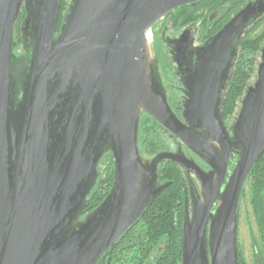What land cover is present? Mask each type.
Wrapping results in <instances>:
<instances>
[{
    "label": "water",
    "instance_id": "95a60500",
    "mask_svg": "<svg viewBox=\"0 0 264 264\" xmlns=\"http://www.w3.org/2000/svg\"><path fill=\"white\" fill-rule=\"evenodd\" d=\"M66 1L62 12L64 0H0V264H96L168 186L159 182L164 161L196 184L182 264H238L239 202L264 153V43L231 135L220 106L236 47L264 0L199 48L189 49L187 32L178 39V68L189 55L184 123L169 106L151 30L206 0ZM143 115L210 170L178 152L145 160ZM106 157L112 185L83 218Z\"/></svg>",
    "mask_w": 264,
    "mask_h": 264
},
{
    "label": "flooded vegetation",
    "instance_id": "af4514ba",
    "mask_svg": "<svg viewBox=\"0 0 264 264\" xmlns=\"http://www.w3.org/2000/svg\"><path fill=\"white\" fill-rule=\"evenodd\" d=\"M224 1L225 0H206L201 3L184 7L187 10L194 12L191 16L192 21L185 25L180 24L179 27L175 28V24L173 23L176 22L178 15L180 14V12L177 11L182 8L178 9L170 13L162 21L156 23L151 30L152 37L154 38L159 51L158 61L160 75L162 84L167 92L169 106L177 118L183 123L185 122L182 117L183 106L188 99V85L185 82L187 74L185 68L189 62V55H186L181 63V67L178 68L175 61L177 41L184 32H187V43L192 47L191 49L199 48L205 41H207L212 33L215 35L240 9L255 0H244L237 9H234L233 5H229V3L225 4ZM263 43L264 40L260 43V48ZM260 61L259 52L258 62L255 64L256 77ZM237 115L238 113L236 112L226 120L223 119L229 135H231L230 128L234 125ZM159 132L164 137V148L157 154H175L178 152L187 159H192L202 171L208 172L210 170L208 166L200 161L186 147L182 146L169 132L165 131L163 128H159ZM157 154L152 156V158ZM164 162H161L160 166L164 167L166 165ZM172 166L177 170H175L173 176L179 179V196L156 198L154 200L156 203L154 202L150 205L148 211L126 231V233L99 259L96 264H182L183 227L186 215L188 214L189 219L192 217L195 200L193 192L196 184L194 179L186 174L185 170L176 165ZM245 186L248 188L249 205L255 221L251 203V186L249 182H247ZM168 187L169 185L164 190ZM105 190H101L102 195L106 193ZM261 195L262 207L264 210V192ZM102 200H97L95 204L96 206L94 207L87 206L82 217L84 218L96 209ZM161 200L168 201L170 204L165 208L167 209L166 212L154 214V211H157L161 207L157 203ZM256 227L257 231L260 233L261 246L252 241L254 264H264V230H259L257 224ZM208 228L209 225L206 229L207 234ZM237 256L238 264L241 260L244 262L239 254L238 240Z\"/></svg>",
    "mask_w": 264,
    "mask_h": 264
},
{
    "label": "trees",
    "instance_id": "16d2710c",
    "mask_svg": "<svg viewBox=\"0 0 264 264\" xmlns=\"http://www.w3.org/2000/svg\"><path fill=\"white\" fill-rule=\"evenodd\" d=\"M244 0H225L224 3H229V5H233L234 9H237L238 6ZM253 2V1H252ZM67 1L64 0V4L62 6L63 9L66 7ZM180 12L178 15V19L175 23V28L179 27L180 24H187L192 21L191 16L193 15V11L187 10L186 8H182L181 10L177 11ZM24 18V13L22 14L21 21ZM183 20V21H182ZM262 21H264V15L260 17L256 22L248 27V29L243 34L241 40L239 41L234 58L232 60V66L229 70L228 77L225 83V90L221 96V106L220 112L222 118H229L231 115H234L235 109L237 108L238 104L244 97V92L249 88V84L255 79V64L258 62V55L260 52V45L258 42H249L248 36L250 33L258 26ZM61 22V17L59 20V24ZM20 25L16 27L19 30ZM214 33L208 38L210 39ZM207 39V40H208ZM154 49L158 56V48L154 38L152 37ZM206 42V41H205ZM204 42V43H205ZM192 47L190 46V50ZM159 58V57H158ZM155 122L146 115L142 116L141 123L139 126V136H138V143L142 153V157L145 160H148L149 157L154 156L158 152H160L164 148V141L163 136L159 132V125L154 124ZM166 167L159 165V182L160 184H168L169 187L161 192L156 198H169V197H176L179 196L178 189H179V179L176 178L174 175L175 168H173V164L168 162H164ZM103 170H100V179L99 182L94 189L91 198L89 199L88 206H96L97 200H102L108 193L111 185H112V161L110 157L105 158L103 162ZM102 166V167H103ZM167 170H164L166 169ZM177 171V170H176ZM249 182L251 186V198H252V209L255 216V221L259 230H264V210L262 207V193L264 192V153L260 157L259 161L255 164L252 171L250 172L246 183ZM246 185V184H245ZM105 190L106 193L102 195L101 190ZM97 195V196H96ZM97 197V199H96ZM155 198V199H156ZM154 199V200H155ZM152 201V203H156V201ZM161 207L154 211L155 213L159 212H166L168 204L170 202L161 200L157 202ZM150 204V205H151ZM144 211L142 215H144L147 211ZM142 217V216H141ZM140 217V218H141ZM155 226V225H154Z\"/></svg>",
    "mask_w": 264,
    "mask_h": 264
},
{
    "label": "rangeland",
    "instance_id": "374dc122",
    "mask_svg": "<svg viewBox=\"0 0 264 264\" xmlns=\"http://www.w3.org/2000/svg\"><path fill=\"white\" fill-rule=\"evenodd\" d=\"M65 8L63 9V11L65 10ZM248 40L249 42L256 41L260 45L262 40H264V21H262L258 26H256V28L250 33V35L248 36ZM16 54H17V50H16ZM19 54H20V51H19ZM255 80H256V77L249 84L250 87L253 86V83H255ZM240 103H237L238 106L235 109V113L239 112ZM226 119L227 118H225V120ZM151 158L152 156L149 157L148 160H151ZM102 166L103 164L99 168L101 171L104 168V166L103 167ZM112 175H113V172H112ZM259 234L260 233L259 231H257V227H256V224H255V221L252 215V211L249 205L248 188H246L245 186L242 192V197L240 199L239 208H238V229H237L238 249H239V254L244 260V262L241 260L239 264H254L252 241H254V243H256L257 245L261 246V238Z\"/></svg>",
    "mask_w": 264,
    "mask_h": 264
},
{
    "label": "bare ground",
    "instance_id": "6f19581e",
    "mask_svg": "<svg viewBox=\"0 0 264 264\" xmlns=\"http://www.w3.org/2000/svg\"><path fill=\"white\" fill-rule=\"evenodd\" d=\"M148 40H149V37H148Z\"/></svg>",
    "mask_w": 264,
    "mask_h": 264
}]
</instances>
